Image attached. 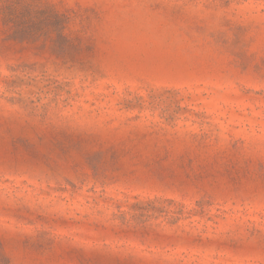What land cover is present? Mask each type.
Here are the masks:
<instances>
[{"label": "rangeland", "instance_id": "374dc122", "mask_svg": "<svg viewBox=\"0 0 264 264\" xmlns=\"http://www.w3.org/2000/svg\"><path fill=\"white\" fill-rule=\"evenodd\" d=\"M45 1L63 52L0 15V263L264 264V0Z\"/></svg>", "mask_w": 264, "mask_h": 264}, {"label": "trees", "instance_id": "16d2710c", "mask_svg": "<svg viewBox=\"0 0 264 264\" xmlns=\"http://www.w3.org/2000/svg\"><path fill=\"white\" fill-rule=\"evenodd\" d=\"M10 1L5 0L0 6L8 39L33 43L39 36L46 37L60 52L72 46L64 33L67 16L54 4L45 0H18L19 4Z\"/></svg>", "mask_w": 264, "mask_h": 264}]
</instances>
